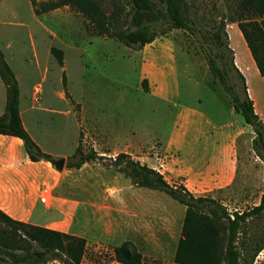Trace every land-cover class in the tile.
Here are the masks:
<instances>
[{"label": "rangeland", "instance_id": "obj_1", "mask_svg": "<svg viewBox=\"0 0 264 264\" xmlns=\"http://www.w3.org/2000/svg\"><path fill=\"white\" fill-rule=\"evenodd\" d=\"M186 2L191 17L207 29L219 21L220 17L227 16L235 9L234 4L228 0H186ZM68 14L53 12L47 14L45 18L38 19L39 23L33 19L28 7L27 16L21 18L22 25L18 27L20 34L17 40L20 50L18 60L21 67L25 65L28 69L36 70L33 49L39 50L43 45L60 49L64 58L62 68L53 55H50L49 59L43 57L42 63L46 65L48 71L42 82L41 98L37 103L32 102L29 94L31 89L27 87L29 79L26 77L23 82L25 90L22 97L23 104L27 108L31 105L36 107L47 105L46 98L52 95L51 88L65 89L78 101L82 97L83 99H100L104 103L108 121L118 118L120 106L126 104L132 111L134 124L147 122L149 133L147 137L150 143H154L155 137H159L161 132H167L173 121L174 104H170L169 101L171 103L180 101L178 96H181L182 105L185 107L198 105L216 125L221 126L218 130L205 129L206 134L200 140L201 143L194 145L200 150L203 146L205 147L206 155L211 160L209 163L212 164L208 173V186L203 188L200 195L216 199L229 213L248 211L257 206L264 192V159L259 157L253 148L255 134L252 126L245 123L240 114L233 112L230 96L211 71L206 57L207 45L201 44L197 35L182 29H173L155 38L142 55L138 49L126 47L115 39L86 34L82 19L72 12L70 16ZM225 29L229 37L228 44L230 41L236 52L235 60L239 63L242 52L238 48L236 22L227 20ZM6 53L8 54L9 51L6 50ZM14 65L16 66L15 63ZM63 75L65 87L62 81ZM246 76L247 92L249 88V96L253 100L255 110L264 122V79L255 72H247ZM36 79L37 82L40 81L39 74H36ZM143 79L145 89L141 86ZM176 80H178V87ZM237 81L234 75L227 79L230 83ZM253 87L258 94H254ZM160 98L166 100L165 103ZM74 106L76 105L72 102L68 107L64 104L60 106L62 110H69L67 116L29 111L41 119L44 130L52 129L63 136L64 141L61 144H44L54 153L71 155L75 150V141L79 132V120L75 109L79 110V106L77 105L78 108ZM134 136L137 134L135 133ZM230 144L234 149L235 158L230 181L224 187L211 188L210 186L218 182V179L226 173L229 161L225 157V148ZM89 148L90 145L83 139L81 149L87 152ZM96 169V166H89L81 171L85 182H92L93 180L89 178L93 176L96 179L108 181L104 173H98ZM120 178L125 179L121 174ZM162 195L176 208L182 210L183 206L180 203L164 193ZM84 196L90 202L99 201L98 195ZM99 226L100 222L93 220L89 212L84 219L79 221L75 219L72 232L87 236L96 235V228ZM263 232L264 211L248 217L241 225L235 238L237 247L246 246L252 236ZM44 264L61 263L51 260ZM81 264L118 263L114 259L111 247L102 243L86 242ZM141 264L175 263L173 260L144 259ZM253 264H264V247L256 255Z\"/></svg>", "mask_w": 264, "mask_h": 264}, {"label": "crops", "instance_id": "obj_2", "mask_svg": "<svg viewBox=\"0 0 264 264\" xmlns=\"http://www.w3.org/2000/svg\"><path fill=\"white\" fill-rule=\"evenodd\" d=\"M28 7L35 21L53 12L70 14V10L67 6H63L36 15L30 0H0V49L17 80L18 110L22 125L41 150L56 159L62 157L66 160L70 156L54 153L45 147L44 144L47 143L61 144L64 138L52 129L44 130L41 119L29 111L67 116L69 110H62L60 106L64 104L68 107L72 102L79 106V132L75 148L81 145L84 139L98 156L114 157L118 153H127L140 163L159 171L167 182H180L193 195L199 196L203 188L208 186V173L212 164L209 163L211 160L206 155L205 147L200 150L194 145L201 143L200 140L206 134L205 129L218 130L221 126L216 125L198 105L190 107L182 105L179 93L177 96L180 101L172 103L169 101L170 104H174L171 126L167 132L159 133L154 143L148 140L147 122L134 124L132 111L126 104L120 106L119 117L109 121L105 116L104 103L100 99L82 97L78 101L65 89L51 88L52 95L47 96V105L38 107L31 105L27 108L23 104L22 97L25 92L23 82L26 77L29 79L27 87L31 89L29 94L32 102L37 103L40 100L43 93L42 82L48 71L42 59L43 57L49 59L52 55L50 48L53 47L43 45L39 50L33 49L36 70L28 69L25 65L21 67L18 60L20 54L17 41L20 34L18 27L22 25L21 18L27 16ZM237 37L238 48L242 52L239 63L235 60L236 52L230 41L229 46L234 53V64L244 76L247 86L246 73L255 72L258 75L259 73L239 29ZM149 45L150 43L138 49L142 55ZM6 50L9 51L8 54ZM62 61L64 65V58ZM174 70H177L176 64ZM36 74L40 76L38 82ZM259 76L264 79V76ZM176 81L178 87V80ZM63 85L65 87V81ZM253 88L254 94H258L255 87ZM248 95H250L249 88ZM5 96V86L0 79V115L4 112ZM160 100L163 103L166 101L163 98ZM80 131H82L81 139ZM135 133L137 136H134ZM233 150L231 144L226 146L225 157L229 161L226 173L219 178L222 180L218 179V182L210 186L211 188L224 187L230 181L235 165ZM89 166H96L97 172L104 173L108 181L93 176L89 178L93 180L92 182H85L81 171ZM120 174L123 175L113 168L104 167L98 161L84 163L78 169H68L64 162V167L58 171L48 161H30L18 137L0 134V209L9 217L72 234L85 239L87 243H102L111 248L128 241L144 259L172 261L180 238L185 207L182 205V210L176 208L162 195L163 192L133 185L124 175L125 179L121 180ZM44 190L48 191L47 203L39 199V194ZM84 195L90 197L98 195L99 201L90 202L84 198ZM89 212L93 220L100 222V226L96 228L97 234L87 236L73 233L72 226L75 219L77 218L78 221L84 219Z\"/></svg>", "mask_w": 264, "mask_h": 264}, {"label": "trees", "instance_id": "obj_3", "mask_svg": "<svg viewBox=\"0 0 264 264\" xmlns=\"http://www.w3.org/2000/svg\"><path fill=\"white\" fill-rule=\"evenodd\" d=\"M228 1L234 4V11L220 17L208 29L191 17L186 0H30V3L36 15L67 6L82 19L86 34L115 39L135 50L173 29L197 35L200 43L207 45L208 64L230 96L233 112L240 114L257 135L253 148L264 159V122L255 112L245 78L234 64L225 29L227 20L236 22L259 75L264 76V0ZM50 52L62 66L63 52L55 47ZM233 75L238 81L227 82ZM0 79L6 91L0 134L18 137L30 161L45 160L53 164L56 158L42 151L22 125L17 80L1 49ZM62 80L65 81L64 75ZM144 84L143 79L142 89ZM75 112L79 120L78 109ZM91 161L122 173L133 185L159 190L185 207L175 264H253L264 247V232L252 236L242 248L235 242L245 220L264 211V192L259 204L251 210L229 213L216 199L195 196L180 182H167L159 171L127 153L107 158L98 156L91 147L84 152L78 145L66 158L65 167L78 169ZM85 247L86 241L81 237L12 219L0 209V264H44L51 260L81 264ZM112 251L120 264H141L144 260L128 241L113 247Z\"/></svg>", "mask_w": 264, "mask_h": 264}, {"label": "water", "instance_id": "obj_4", "mask_svg": "<svg viewBox=\"0 0 264 264\" xmlns=\"http://www.w3.org/2000/svg\"><path fill=\"white\" fill-rule=\"evenodd\" d=\"M64 162H65L64 158H62V157L57 158L54 160L53 166L56 170L60 171L64 167Z\"/></svg>", "mask_w": 264, "mask_h": 264}, {"label": "built area", "instance_id": "obj_5", "mask_svg": "<svg viewBox=\"0 0 264 264\" xmlns=\"http://www.w3.org/2000/svg\"><path fill=\"white\" fill-rule=\"evenodd\" d=\"M48 197L49 196H48V191L47 190H44L43 192H41L39 194V199H40L41 202L47 203L48 202ZM118 264H120V263H118Z\"/></svg>", "mask_w": 264, "mask_h": 264}, {"label": "flooded vegetation", "instance_id": "obj_6", "mask_svg": "<svg viewBox=\"0 0 264 264\" xmlns=\"http://www.w3.org/2000/svg\"><path fill=\"white\" fill-rule=\"evenodd\" d=\"M255 134V133H254ZM257 135L255 134V137H256Z\"/></svg>", "mask_w": 264, "mask_h": 264}, {"label": "bare ground", "instance_id": "obj_7", "mask_svg": "<svg viewBox=\"0 0 264 264\" xmlns=\"http://www.w3.org/2000/svg\"><path fill=\"white\" fill-rule=\"evenodd\" d=\"M252 96V95H251ZM255 109H256V107H255Z\"/></svg>", "mask_w": 264, "mask_h": 264}]
</instances>
